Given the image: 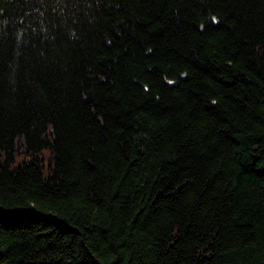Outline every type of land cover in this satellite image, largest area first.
<instances>
[{
	"label": "trees",
	"instance_id": "trees-1",
	"mask_svg": "<svg viewBox=\"0 0 264 264\" xmlns=\"http://www.w3.org/2000/svg\"><path fill=\"white\" fill-rule=\"evenodd\" d=\"M0 264H264V0H0Z\"/></svg>",
	"mask_w": 264,
	"mask_h": 264
}]
</instances>
